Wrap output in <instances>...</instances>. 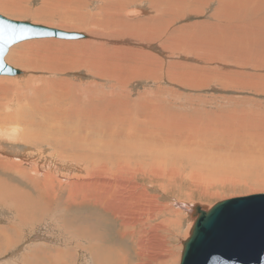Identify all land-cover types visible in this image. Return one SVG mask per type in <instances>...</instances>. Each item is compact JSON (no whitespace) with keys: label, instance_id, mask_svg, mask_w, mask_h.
I'll return each instance as SVG.
<instances>
[{"label":"rangeland","instance_id":"1","mask_svg":"<svg viewBox=\"0 0 264 264\" xmlns=\"http://www.w3.org/2000/svg\"><path fill=\"white\" fill-rule=\"evenodd\" d=\"M0 16L90 37L5 57L23 74L5 78L21 101L0 103V264H179L192 206L264 194V165L228 163L225 144L178 158L176 133L168 149L143 133L151 115L204 137L264 123V0H0Z\"/></svg>","mask_w":264,"mask_h":264},{"label":"water","instance_id":"2","mask_svg":"<svg viewBox=\"0 0 264 264\" xmlns=\"http://www.w3.org/2000/svg\"><path fill=\"white\" fill-rule=\"evenodd\" d=\"M12 24L29 30L21 39L7 42L0 34V77L23 73L5 62L9 49L21 42L42 39L89 40L80 32L63 31L28 21L0 16V26ZM189 236L182 242L179 264H264V194L220 201L212 207L194 205Z\"/></svg>","mask_w":264,"mask_h":264},{"label":"bare ground","instance_id":"3","mask_svg":"<svg viewBox=\"0 0 264 264\" xmlns=\"http://www.w3.org/2000/svg\"><path fill=\"white\" fill-rule=\"evenodd\" d=\"M14 1V0H13ZM12 2L10 3H5L6 7L7 8H4V9H8V11H11L10 7H12ZM134 26V25H133ZM132 27V26H131ZM135 27V26H134ZM51 28V27H50ZM60 30V29H59ZM64 31V30H63ZM42 40H46V39H42ZM35 40H31V42H33ZM26 42L25 44H28L29 42L27 41H24ZM20 44V43H19ZM21 44L23 45L22 47H26L28 45H24L23 42H21ZM9 52V51H8ZM56 64V63H55ZM7 77H0V103H2L3 101L7 102V103H11L12 101H15L17 102V104L21 101L22 98H15V100H9V95L7 94V92L9 91L10 88H12L11 84L12 81L8 80V79H5ZM30 84V83H29ZM18 85V84H17ZM16 86V84H15ZM28 86V85H27ZM19 88V87H18ZM18 88H13V93L12 94H16L18 95L20 93V90ZM28 88V87H27ZM49 88V87H47ZM31 89V88H30ZM53 89V88H52ZM11 90V89H10ZM55 91H52L51 94L49 95L48 92H46L47 94L44 93V91H41V93L43 92L46 96V100H49V105H54V101L55 100H59V98H61V94H60V91H56V88L54 89ZM24 91L21 89V92ZM25 94V93H24ZM37 94V93H35ZM8 95V96H7ZM33 96V94H32ZM37 96V95H36ZM44 96V95H43ZM44 96V97H45ZM12 97V96H11ZM22 97V96H20ZM38 97V96H37ZM36 97V98H37ZM14 99V98H13ZM31 100H34V99H31ZM32 102V101H31ZM6 104V103H5ZM35 104V103H34ZM37 104V103H36ZM59 103H55L56 108H58ZM108 104V103H107ZM48 105V104H47ZM54 105V106H55ZM20 106V105H19ZM70 108H73V105L69 106ZM22 108V107H21ZM41 110L43 111L44 109L41 108ZM25 111V110H24ZM68 110L66 109V111H63V110H60V109H54L52 107H48L46 108V110L43 111V113L45 115H49L51 114L52 112L55 113V118L57 120H63V119H67L69 117V114L67 112ZM73 111H74V108H73ZM110 111V110H109ZM20 113V112H19ZM24 114V113H22ZM20 115V114H19ZM52 115V114H51ZM68 115V116H67ZM106 115V114H105ZM22 116V115H20ZM19 116V117H20ZM251 116V115H250ZM152 118H150V125L147 128L146 132H143V133H146L148 134L149 136H152V134L154 136H157L159 138V142H160V147H163V148H166L168 149L169 147V144L171 143V140L174 139L175 140V133L177 134L178 138L176 140V144H177V154L176 156L178 155V158L179 156H182V155H187V153L189 154H193L195 155L197 152H203L205 151L206 149H216L217 152H218V149L217 146L215 145H218V144H225L224 146H227V149L228 151H231L233 152L234 155H232L234 157L233 160H228V163H232V164H235L237 166V164L239 165H242L244 167H247L248 166H254V164L256 162L258 163H261V165H264V123H259V125H262V127L260 128V126L252 122H244L243 124L240 122V119L242 120L241 117H237L236 115H232L230 117H228V121L224 124V125H215V126H212L209 128H204V132L205 134L207 135V137H204V136H201V130L199 128H196V127H187V128H183V126H179L180 124L178 125H175L174 123H170L168 121H163L160 120V119H157V117H154V116H150ZM11 118V117H10ZM14 118V117H13ZM109 119V118H108ZM52 120V119H51ZM141 121V120H140ZM244 121V119H243ZM125 122V121H123ZM147 122V121H146ZM254 122V121H253ZM122 123V122H121ZM120 123V124H121ZM141 123V122H140ZM142 124V123H141ZM141 124L139 125L141 127ZM18 126L19 125H16L17 129L14 128V133L16 132V130H18ZM46 125H43L41 124L40 127H45ZM48 129L49 130L48 132H41L42 135L43 134H49V136H46L48 139H51V138H55L57 137L56 139H58V136L60 135L61 132H63L61 130V127L58 128L57 126L53 125L52 123L48 124ZM122 127V125H121ZM130 127V126H129ZM135 127V126H133ZM127 128V127H126ZM16 129V130H15ZM43 129V128H41ZM40 129V130H41ZM128 129V128H127ZM141 129V128H140ZM70 130V133H68L69 135L71 134V129H68V131ZM122 130V129H121ZM130 130V129H129ZM132 130H134L133 132H136L135 128H132ZM67 132V131H66ZM132 132V131H131ZM128 133H130L128 131ZM12 134V133H11ZM127 134V133H126ZM15 135V134H13ZM73 135V134H72ZM133 135V134H132ZM132 135L130 134V136L132 137ZM32 138H35V137H40L39 134H32L30 135ZM115 136V135H114ZM130 137V138H131ZM71 139V138H70ZM72 139H73V136H72ZM119 139V138H118ZM126 139V138H125ZM140 139V138H139ZM142 139V138H141ZM131 140V139H130ZM129 141V140H128ZM52 142V140H51ZM120 142V141H119ZM158 142V143H159ZM178 142V143H177ZM223 142V143H222ZM61 142L59 141H56L55 142V146L53 147H56V150H57V147L59 148V145H60ZM69 143V142H68ZM122 143V142H120ZM125 144V143H124ZM173 144V142H172ZM61 146V145H60ZM130 146V145H129ZM125 147V146H124ZM135 147V146H134ZM159 147V148H160ZM123 148V147H122ZM221 148V147H220ZM158 149V148H157ZM173 149V148H172ZM171 149V151H173ZM170 150V149H169ZM152 151V150H151ZM162 151V150H161ZM144 152V151H143ZM126 153V152H125ZM130 153H132V151H130ZM140 153V152H139ZM146 153V152H145ZM158 153V152H157ZM163 151L161 152V155L158 157L159 160H161V163H157L155 165V169L156 171L158 172H162L164 169L162 168L164 163L166 162L165 161V158L164 157H167V156H164L163 154ZM228 153V152H227ZM230 153V152H229ZM174 154V153H173ZM172 154V155H173ZM166 155V154H165ZM197 155V154H196ZM195 155V156H196ZM205 155V154H204ZM55 156V155H54ZM72 156V155H71ZM127 156V155H126ZM158 156V154H157ZM189 156V155H187ZM238 156V157H237ZM240 156V157H239ZM186 157V156H185ZM202 157V156H201ZM231 157V156H230ZM69 158V157H68ZM157 158V157H156ZM187 158V157H186ZM203 158V157H202ZM185 159V158H184ZM195 159V158H194ZM198 159V158H197ZM200 159V158H199ZM230 159V158H229ZM22 160V159H21ZM175 160V159H174ZM186 160V159H185ZM187 160L190 162L191 159H189V157L187 158ZM248 160V161H247ZM24 161V160H23ZM200 161V160H199ZM208 161V160H207ZM51 163H48L47 166H52L53 168L56 166L55 163H53V161H50ZM213 162V161H212ZM167 163V162H166ZM227 161H226V164H228ZM14 165V164H13ZM215 165V164H214ZM234 165V166H235ZM238 165V166H239ZM47 166H45V168H47ZM165 166V165H164ZM218 166V165H217ZM230 166V165H229ZM241 166V167H242ZM15 167V166H14ZM246 167V168H247ZM56 168V167H55ZM236 168V167H235ZM239 168V167H238ZM167 169V168H166ZM194 170V169H193ZM55 171V170H54ZM165 171V170H164ZM233 171H235L233 169ZM56 172V171H55ZM160 172V174H161ZM197 172V171H196ZM217 172V171H216ZM57 173V172H56ZM191 173V172H190ZM210 173V172H208ZM207 173V174H208ZM235 173V172H233ZM216 174V173H215ZM218 174V173H217ZM204 175V174H202ZM188 176V175H187ZM162 177V176H161ZM164 178H165V175H164ZM205 178V179H204ZM209 179H206V176L205 177H201L200 180H203L201 182L203 183H209L211 181L210 177H208ZM223 178V177H221ZM220 178V179H221ZM45 181L47 183V185L49 187H53L54 185H52V183H49L48 181L51 182V178L49 177H45ZM221 182V180H220ZM74 182L70 183V185H72ZM50 184V185H49ZM69 184V183H68ZM104 184V183H103ZM102 184V185H103ZM194 184V183H193ZM76 185V184H75ZM74 186V185H73ZM87 186V185H86ZM93 186V185H92ZM96 186V185H95ZM105 186V185H103ZM77 187V186H76ZM47 190V189H46ZM70 191H73L74 190H70ZM73 192L71 193V195L73 194ZM76 196V195H75ZM106 200V199H105ZM104 201V200H103ZM102 203V202H101ZM104 204V203H102ZM105 205V204H104ZM103 205V206H104ZM106 206V205H105ZM103 207V208H106V207ZM109 209V208H108ZM107 209V211H108ZM129 221V220H128ZM125 223V221L123 222ZM190 232V231H189ZM117 263V262H116Z\"/></svg>","mask_w":264,"mask_h":264},{"label":"snow or ice","instance_id":"4","mask_svg":"<svg viewBox=\"0 0 264 264\" xmlns=\"http://www.w3.org/2000/svg\"><path fill=\"white\" fill-rule=\"evenodd\" d=\"M29 30L24 28H17V26L12 24H4L0 26V34L5 36L6 42L9 34H11L14 39H21Z\"/></svg>","mask_w":264,"mask_h":264}]
</instances>
